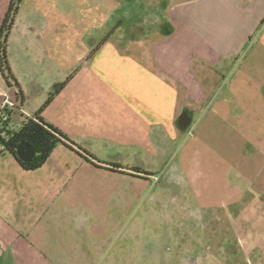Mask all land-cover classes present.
I'll return each instance as SVG.
<instances>
[{
	"label": "crops",
	"instance_id": "1",
	"mask_svg": "<svg viewBox=\"0 0 264 264\" xmlns=\"http://www.w3.org/2000/svg\"><path fill=\"white\" fill-rule=\"evenodd\" d=\"M33 1L44 28L25 25L23 36L28 39L34 34L39 40L60 36L67 42L63 57L73 56L75 33L69 25L75 22L74 12L59 15V0ZM66 1L74 9V3ZM128 1L104 0L103 7L112 18L110 10L123 9ZM131 1L133 12L141 8L140 2ZM176 1L182 5L228 3L175 0L173 4ZM10 2L0 0V28ZM229 3L244 6L240 16L248 25L233 49L215 48L171 5L165 7L166 17L156 20L158 29L149 27L151 18L133 13L140 20L133 32L122 37L110 32L99 42L93 39L87 61L76 71L63 66V79L44 81L39 72L30 71V80L24 83L13 62L10 37L9 62L19 87L15 82L8 84L0 71V96L7 92L18 105L9 113L10 120L32 117L53 96L44 119L99 161L89 163L59 147L43 167L27 172L14 158H0V264H89L85 251L100 248L108 228L97 229L93 212L80 208L83 196L75 192L76 187L97 177L140 180L122 168L144 167L157 154L169 155L173 141L184 140L181 149L187 161L190 135L195 132L198 140L199 132L219 135L224 127L223 136L246 138L243 159L251 161L252 150L259 153L261 171L254 180H260L264 168V0ZM116 15L123 24L125 14ZM18 29L17 18L11 36ZM28 45L23 48L28 50ZM241 50L245 52L242 60ZM45 53L54 56L48 50ZM35 95L39 97L33 100ZM2 103L0 98V111ZM189 119L190 125L183 129L182 121ZM228 147L235 152L234 145ZM114 164L126 167L116 172L110 169ZM85 230L99 236L87 247L82 240L76 241ZM61 237L71 244L61 246Z\"/></svg>",
	"mask_w": 264,
	"mask_h": 264
},
{
	"label": "rangeland",
	"instance_id": "2",
	"mask_svg": "<svg viewBox=\"0 0 264 264\" xmlns=\"http://www.w3.org/2000/svg\"><path fill=\"white\" fill-rule=\"evenodd\" d=\"M135 1L141 3L139 10L133 12L129 0L123 9L110 10L115 15L111 18L103 7L104 0H70L74 9L66 0H59V15L74 12L75 22L69 27L75 33V53L70 58L62 55L67 42L60 36L52 40L50 36L44 40L34 34L29 40L23 36L25 25L43 29L45 24L33 0L23 3L18 16L20 29L10 39L17 74L24 83L30 80V71L39 72L44 81L52 77L63 79V66L70 65L76 71L87 61L93 39L99 42L110 32L119 37L133 32L140 21L133 13L145 20L151 18L149 27L158 29L156 20L166 17V6L172 5L174 12L220 50L233 49L231 46L238 43L248 26L240 16L244 6L232 5L230 0L192 5L178 1L173 4L175 0ZM116 12L125 14L123 24H119ZM28 42L30 47L25 50ZM46 50L54 56L47 55ZM240 52L242 60L245 52ZM73 74H68V78ZM36 97L39 96L32 99ZM25 121L16 118L9 123L18 130ZM218 132L220 136L199 132L198 140L196 132L192 133L187 161L181 149L184 140L173 141L169 155L157 154L152 161L146 160L144 167L122 168L140 180L97 177L76 187L75 192L83 196L80 208L93 212L97 229L108 228L100 248L85 251L90 256L89 264H264V168L260 180H254L261 171L260 155L252 150L251 161L244 160L247 139L236 134L223 136L227 132L224 127ZM231 144L235 152L229 150ZM117 165L110 169L119 172L118 167H126ZM75 171L78 172L77 167ZM98 237L85 230L84 235L77 234L76 241L82 240L87 247ZM68 241L61 237L58 243L66 247L71 244ZM75 253L78 256L79 250Z\"/></svg>",
	"mask_w": 264,
	"mask_h": 264
},
{
	"label": "trees",
	"instance_id": "3",
	"mask_svg": "<svg viewBox=\"0 0 264 264\" xmlns=\"http://www.w3.org/2000/svg\"><path fill=\"white\" fill-rule=\"evenodd\" d=\"M24 1L11 0L0 28V71L8 84L15 82L17 87L19 84L9 62V39ZM52 100L53 96L32 117H28L18 130L10 126V117L6 122L1 120L6 111H0V158L8 155L14 158L24 171L32 172L43 167L57 148L64 147L77 153L89 163L95 162L94 157L44 119L43 113ZM22 143H28L36 151L31 162L25 163L18 158V149Z\"/></svg>",
	"mask_w": 264,
	"mask_h": 264
},
{
	"label": "water",
	"instance_id": "4",
	"mask_svg": "<svg viewBox=\"0 0 264 264\" xmlns=\"http://www.w3.org/2000/svg\"><path fill=\"white\" fill-rule=\"evenodd\" d=\"M189 125H190V119L187 121H184V123L182 121V128L183 129H187ZM35 155H36L35 149L31 145H29L28 143H22L19 146L18 158L21 161H23L25 163L31 162L34 159Z\"/></svg>",
	"mask_w": 264,
	"mask_h": 264
},
{
	"label": "built area",
	"instance_id": "5",
	"mask_svg": "<svg viewBox=\"0 0 264 264\" xmlns=\"http://www.w3.org/2000/svg\"><path fill=\"white\" fill-rule=\"evenodd\" d=\"M0 98L2 99L3 103H2V107H3V111H6L3 114L2 117V121L6 122L9 120V113L14 110L16 107H18L17 103L13 100L10 99V97L8 96L7 92H4Z\"/></svg>",
	"mask_w": 264,
	"mask_h": 264
}]
</instances>
